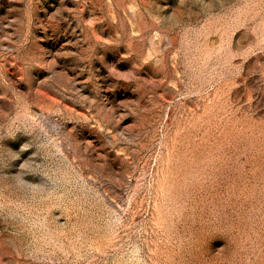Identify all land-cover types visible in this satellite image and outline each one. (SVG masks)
Masks as SVG:
<instances>
[{
	"label": "rangeland",
	"instance_id": "rangeland-1",
	"mask_svg": "<svg viewBox=\"0 0 264 264\" xmlns=\"http://www.w3.org/2000/svg\"><path fill=\"white\" fill-rule=\"evenodd\" d=\"M0 264H264V0H0Z\"/></svg>",
	"mask_w": 264,
	"mask_h": 264
}]
</instances>
